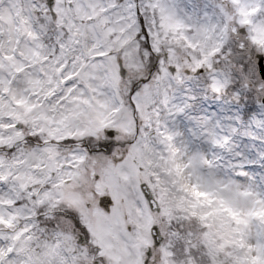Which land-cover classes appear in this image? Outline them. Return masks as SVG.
<instances>
[{"label":"snow or ice","instance_id":"6c2138e0","mask_svg":"<svg viewBox=\"0 0 264 264\" xmlns=\"http://www.w3.org/2000/svg\"><path fill=\"white\" fill-rule=\"evenodd\" d=\"M0 264H264V0H0Z\"/></svg>","mask_w":264,"mask_h":264}]
</instances>
